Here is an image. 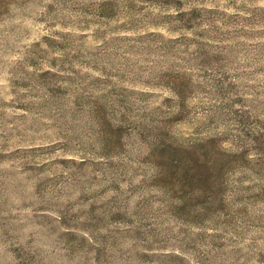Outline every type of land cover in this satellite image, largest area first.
<instances>
[{
    "label": "clouds",
    "instance_id": "1",
    "mask_svg": "<svg viewBox=\"0 0 264 264\" xmlns=\"http://www.w3.org/2000/svg\"><path fill=\"white\" fill-rule=\"evenodd\" d=\"M0 264H264V0H0Z\"/></svg>",
    "mask_w": 264,
    "mask_h": 264
},
{
    "label": "rangeland",
    "instance_id": "2",
    "mask_svg": "<svg viewBox=\"0 0 264 264\" xmlns=\"http://www.w3.org/2000/svg\"><path fill=\"white\" fill-rule=\"evenodd\" d=\"M183 182L185 183V184H191V182H192V178L190 177V176H188L187 174H185V176H184V178H183Z\"/></svg>",
    "mask_w": 264,
    "mask_h": 264
}]
</instances>
